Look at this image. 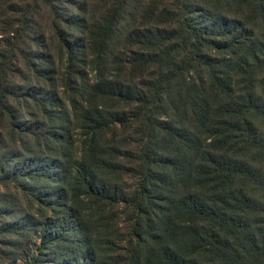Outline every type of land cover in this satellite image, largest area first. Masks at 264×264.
<instances>
[{
	"label": "trees",
	"instance_id": "16d2710c",
	"mask_svg": "<svg viewBox=\"0 0 264 264\" xmlns=\"http://www.w3.org/2000/svg\"><path fill=\"white\" fill-rule=\"evenodd\" d=\"M0 264H264V0H0Z\"/></svg>",
	"mask_w": 264,
	"mask_h": 264
}]
</instances>
